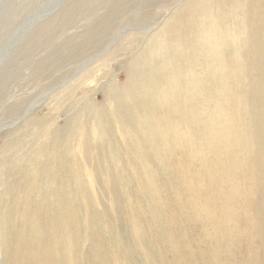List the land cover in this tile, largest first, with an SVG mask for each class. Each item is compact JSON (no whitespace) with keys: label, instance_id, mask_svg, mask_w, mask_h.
<instances>
[{"label":"rangeland","instance_id":"rangeland-1","mask_svg":"<svg viewBox=\"0 0 264 264\" xmlns=\"http://www.w3.org/2000/svg\"><path fill=\"white\" fill-rule=\"evenodd\" d=\"M85 1L0 0V166L4 160L9 162L0 193L16 189L17 175L12 171L23 166L48 170L33 171L45 179L44 187L52 185L46 178L58 176L59 167L72 171L75 179L89 180L91 188L97 182V193L92 190L93 197L83 195L81 204L41 213L44 226L37 229L36 240L40 242L49 232L52 237L41 243L44 254L37 262L32 259L34 243L27 245L29 258H23L24 244L25 250H18V243H30L32 234L23 230L25 236L16 237L19 226L13 214L8 241L0 235V264H264V187L253 181L257 175L253 151L245 150V156L231 164L224 181L210 173L186 186L202 187V192H188L186 187L174 191L177 180L168 172L169 152L161 144L173 137L166 123H174L182 112L157 110L154 117H138L147 123L138 126L133 138L126 144L117 139L131 133L136 117L134 99L116 101L117 91L133 85L144 88L160 72L179 70L175 62L165 59L173 55L168 50L167 29L176 16L185 18L197 0H151L138 7L137 0H130L113 12L117 13L114 17L109 4L118 5L121 0H108L95 11L88 3H80ZM149 12L148 18L137 21L136 16ZM106 18L114 22L111 34L101 30L104 25L100 24L95 36H105L102 45L73 59L88 29ZM233 51V43L226 40L224 64L209 71L195 64L194 58L183 59L184 65L194 64L200 88L193 103L212 104V99L218 103L224 92L221 78L226 77L227 86L243 101L242 112L259 115L251 118L250 125L264 146V126L255 127L264 104L253 106L264 75L256 72V79L243 77L234 82L227 75L235 64ZM211 73L216 74L214 80ZM220 105L222 110L224 105ZM179 127L193 131L196 142L209 131L207 125L200 131L186 124ZM85 132L88 140L83 150L73 148L59 162L49 158V151L63 140H82ZM207 143L205 150L215 155L217 147L212 149L214 145ZM203 147L194 151L195 147L173 144L176 151L191 154L194 160L201 158ZM198 163L195 167L207 165L206 173L213 171L212 159ZM104 187L108 190L101 193ZM151 187L155 195L149 194ZM9 244L13 251L8 250Z\"/></svg>","mask_w":264,"mask_h":264},{"label":"bare ground","instance_id":"bare-ground-1","mask_svg":"<svg viewBox=\"0 0 264 264\" xmlns=\"http://www.w3.org/2000/svg\"><path fill=\"white\" fill-rule=\"evenodd\" d=\"M107 1L86 0L80 3H88L90 10L95 11L99 5ZM129 1L121 0L118 5L109 4L111 6L110 15L114 17L117 13L113 12H119V6ZM137 1L136 7L140 3L151 2V0ZM149 14L150 12L143 13L141 15H145L143 18L136 16V19L138 22H142L148 18ZM186 17L176 16L167 29V37L170 36L168 50L172 51L173 55L165 59L169 63L175 62L179 70L160 72L157 77L149 78L144 88L143 86L133 85L123 88L122 92L121 90L117 91V94L120 96L115 97L114 100L125 101L128 98H132L136 106L134 108L136 117L131 122V133L119 136L117 139L120 143H125L126 141L128 143L133 138L134 134L139 131L138 126L147 123V120H142L138 117H154L157 110L165 112L179 111V113L182 112L184 115H178L174 123H166L167 126H165L173 133V137L168 139L166 144H161L168 148L169 153L165 160L169 163L167 165L168 172L172 178L177 180V184L173 188L174 191L184 190L182 188L191 186V184L195 183L196 178L209 176L210 173H213L217 179L224 181L231 164L244 157L245 150L254 152L256 159L253 171L254 173L257 172V175L253 181H260L264 187V158L262 161L258 160V157H261V155L264 157V146H262L260 138L256 134H253L254 129L250 125L251 118L255 119L259 115L253 114L250 110H247L245 113L242 112L243 101L233 88L227 86L225 83L226 77L221 78L224 92L218 96V103L215 99H212V104H209L207 101L193 103L194 97L200 92L198 80L193 70L194 64H183V59L190 57L195 59V64L205 66L208 71L215 65H223L224 62L221 58L222 47L226 40H230L234 45L233 59L235 60V64L227 75L232 77L234 82H238L243 77H246L247 81L256 79L253 75L256 72L259 75H264V0H197L195 6L189 8V14ZM113 23L108 22L107 19L101 23L99 22L98 25L95 24V26L90 27L88 33L86 32L84 42L79 43L76 51L73 53V59L80 58L85 52H89L93 48H99L104 42L103 38L105 37L103 35L95 36V33L101 28L100 24L104 25L101 30H104L105 33L110 31L109 33L111 34L114 30V27L112 29L111 25ZM117 23L118 21L115 23V28ZM190 71L193 73H190ZM210 76L214 80L216 74L211 73ZM260 82L261 84L258 85L260 89L258 91L259 100L253 103V106L264 104V82ZM261 89H263V92ZM220 102L224 105L222 110ZM198 111H201V113H196ZM263 121L264 114L256 121L255 127L262 129L264 126ZM115 122L118 124L117 115H115ZM182 124H186L188 127L193 126V128L196 126L197 131L202 130L207 125L206 128L209 131L205 137H200V139L198 137L196 142L193 131L185 132L180 129L179 126ZM170 127L174 128L171 129ZM45 134L48 135L49 131ZM83 134V139L79 141H75L74 139V141H70V139L68 141L61 140L62 144H58L55 149L49 151V158L59 162L70 156L73 148L79 151L83 150L88 140L87 133ZM88 134H90L89 131ZM154 135L158 137L159 133ZM198 139L201 140L204 150L206 145H210L207 142H211L214 145L212 149L217 147L215 155L214 152L212 154L214 157L211 154L209 155V149H207L205 150L206 153L205 151L202 152L199 160H194L191 154H182L173 148V144L179 142L181 146L189 149L195 147L194 151H197L201 146ZM176 152H180L181 154H177ZM184 158L186 163H184ZM16 159H21V157H16ZM204 159L207 162L212 159L213 171L209 173L204 171L207 166L206 164L204 165L205 167L201 165V161H204ZM139 160L140 156L135 160V163ZM198 161H200L202 167H195V165L198 166ZM15 162L17 161L15 160ZM7 163L9 162L4 160V164L0 166V183L7 182L6 178L2 176L9 169ZM260 163L263 164L262 167ZM251 164L248 166H251ZM34 167L23 166L18 172L17 168L15 171H12L17 175L14 178L17 180V183L14 182L16 189L10 190L8 193L6 192L7 190L4 193H0V235L6 237L8 241L10 236L8 227L13 224V219L16 218L19 226L16 237L22 239L26 233L31 232L29 234H32L31 238H28L30 235L27 237L30 243L27 241L26 243H18L17 248L21 251L25 250L26 246L27 253L24 251L25 254L23 255V258L26 259L31 254V249H28L27 245L34 243L32 259L37 262L44 254L41 243L48 240L47 238L52 237V234L49 232L48 236L43 237L40 242L36 240L39 233L37 229L39 230L42 225L44 226L43 221L39 218L41 213L55 209L68 210L71 206L81 204L83 202V195L93 197L92 190H94V193H97L94 185H97V182H93V188H91L92 183L89 180L75 179L73 178L75 176L72 171L69 173L65 167H59V172L57 171L58 176L46 178V181L51 180L52 185L44 187L45 179L43 181L42 176L34 174L33 171L39 173H49V171H36L33 170ZM47 167L48 169H53L51 166ZM206 171H210V169H206ZM62 172L67 173V175L61 174ZM22 176H26L27 178ZM8 177H10V174ZM101 189L103 190L101 193H105L108 190L106 187ZM186 189H188V192L192 190L202 192L204 190L202 187H199V189H189L186 187ZM87 190L90 193H87ZM149 190H151L149 192L150 195H155L153 187ZM46 222L51 227L50 222ZM24 225H27V228ZM29 226L34 230H29ZM23 244L25 245L24 248ZM8 247L9 250L10 244ZM39 247L40 251H38ZM17 256L19 258V255Z\"/></svg>","mask_w":264,"mask_h":264}]
</instances>
